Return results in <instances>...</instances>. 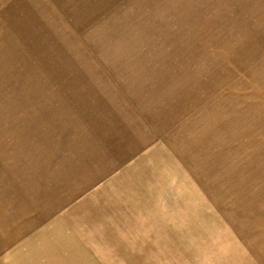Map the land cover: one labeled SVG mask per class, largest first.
Returning <instances> with one entry per match:
<instances>
[{"label": "rangeland", "instance_id": "obj_1", "mask_svg": "<svg viewBox=\"0 0 264 264\" xmlns=\"http://www.w3.org/2000/svg\"><path fill=\"white\" fill-rule=\"evenodd\" d=\"M16 255L264 264V0H0Z\"/></svg>", "mask_w": 264, "mask_h": 264}, {"label": "crops", "instance_id": "obj_2", "mask_svg": "<svg viewBox=\"0 0 264 264\" xmlns=\"http://www.w3.org/2000/svg\"><path fill=\"white\" fill-rule=\"evenodd\" d=\"M28 255H16L14 258H11L10 260H11V264H30V262L29 261H31V260H33V259H35L36 261L37 260H41L42 259V257L40 258H38V256H33L32 257V255H30V256H28ZM17 257L19 258V260H17ZM45 259V258H44ZM57 259H58V257H57ZM23 260H25V261H23ZM7 261H9V260H7ZM22 261H23V263H22ZM17 262V263H16Z\"/></svg>", "mask_w": 264, "mask_h": 264}]
</instances>
